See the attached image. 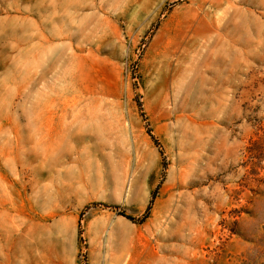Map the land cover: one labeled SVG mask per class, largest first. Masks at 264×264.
<instances>
[{
  "label": "rangeland",
  "instance_id": "1",
  "mask_svg": "<svg viewBox=\"0 0 264 264\" xmlns=\"http://www.w3.org/2000/svg\"><path fill=\"white\" fill-rule=\"evenodd\" d=\"M0 264H264V0H0Z\"/></svg>",
  "mask_w": 264,
  "mask_h": 264
},
{
  "label": "trees",
  "instance_id": "2",
  "mask_svg": "<svg viewBox=\"0 0 264 264\" xmlns=\"http://www.w3.org/2000/svg\"><path fill=\"white\" fill-rule=\"evenodd\" d=\"M148 210V209H147ZM128 218H130V219H133L131 216H127Z\"/></svg>",
  "mask_w": 264,
  "mask_h": 264
}]
</instances>
